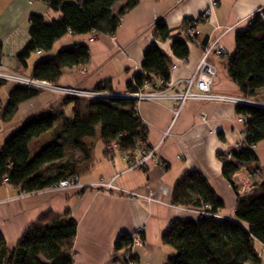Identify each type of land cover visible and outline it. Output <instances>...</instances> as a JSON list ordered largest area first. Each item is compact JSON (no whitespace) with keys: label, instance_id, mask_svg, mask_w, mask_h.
<instances>
[{"label":"crops","instance_id":"1","mask_svg":"<svg viewBox=\"0 0 264 264\" xmlns=\"http://www.w3.org/2000/svg\"><path fill=\"white\" fill-rule=\"evenodd\" d=\"M211 1L142 0L122 18L114 35L69 33L57 41L51 51L35 53L27 61V66H23L18 55L31 39L30 16L38 14L54 19L59 17V13L42 1L0 0V63L32 75L35 64L42 58L52 57L62 48L84 44L90 49L89 63L66 69L59 85L93 89L106 82L115 91L123 93L128 82L142 70L145 50L153 41H158L155 23L164 19L177 33L185 21L192 20L199 41L212 45L219 39L225 48L223 56L215 53L209 56L210 63L216 68L212 92L244 98L239 86L229 78L224 61L235 53L236 33L245 30L253 15L264 8V0H215L218 5L212 14L203 17ZM160 46L168 56H172L171 41L160 42ZM203 53V48L195 45L185 62H174L177 69L171 72L170 77L173 90L185 88V80L192 76ZM14 87L5 84L0 88V148L23 122L42 112L60 109L72 117L71 105L64 106L63 99L56 94L41 92L19 104L12 118L5 120L4 111ZM137 108L148 128V143L158 148L163 167L150 164L146 169H129L119 149L109 153L102 140L96 137L94 142L101 144L97 148L98 158L95 160L93 155L89 170L79 178L88 185L118 175L115 180L117 187L139 192L152 200L131 199L117 192L111 194L95 188L81 191L47 188L23 195L10 183L0 182V234L5 237L9 248L18 244L25 230L41 215L52 211L62 216V224L77 223L75 264H128L124 252L115 251V242L121 233L132 234L141 226L145 228L144 244L134 249L136 264H164L175 252L162 241V234L170 222L175 218L199 217L198 210L171 203L176 182L191 170L201 173L223 198L225 208L220 216L235 217L238 197L222 174L223 163L219 154L244 145L246 127L238 120L237 105L188 101L176 118L173 105L166 101H144L138 103ZM254 150L258 162L251 166L249 173L259 183L264 180V140ZM97 166L100 170L95 173ZM260 258L264 264V247H260Z\"/></svg>","mask_w":264,"mask_h":264},{"label":"trees","instance_id":"2","mask_svg":"<svg viewBox=\"0 0 264 264\" xmlns=\"http://www.w3.org/2000/svg\"><path fill=\"white\" fill-rule=\"evenodd\" d=\"M30 1L46 3L59 17L48 20L43 15L30 16L31 39L18 55L23 66H27L35 53L51 51L55 43L69 33L114 35L122 18L142 0ZM193 28L194 21L187 20L175 33L164 19H159L155 23L158 41H153L145 50L142 70L128 82L125 93L139 91L146 82H168L174 62L188 58L191 47L195 46L188 36ZM166 41H171V57L160 46V42ZM235 44V53L224 61L229 78L239 86L244 98L264 103L260 100L264 95V8L253 15L245 30L236 33ZM207 45V41L202 42L203 50ZM89 61V47L75 44L39 60L31 76L59 85L66 69L85 66ZM5 84L0 81V88ZM162 87H166V83ZM101 88L117 92L106 82L94 89ZM39 93L15 86L9 94L4 119L12 118L19 104ZM63 105L72 106V117L60 109H51L27 119L9 135L0 148V182L8 177L19 191L32 194L62 180L81 176L92 162L89 139L96 137L106 148L116 143L120 151H130L131 156L139 142L146 148L152 147L148 143V128L139 115L136 100L131 97H70L63 99ZM237 114L245 117L244 145L219 154L222 174L231 184L236 174L243 170L249 173L251 166L257 164L254 148L264 140V106L239 104ZM67 142L84 153L85 158H68ZM171 203L204 210L205 214L197 219L175 218L170 222L162 241L175 252L164 264H262L264 180L256 182V188L249 194L238 197L234 218L220 216L225 202L198 171H187L180 177ZM61 220L62 216L52 211L44 213L25 230L14 248H9L0 234V264H75L77 223L62 224ZM132 244V234L123 232L115 242V251L131 253Z\"/></svg>","mask_w":264,"mask_h":264},{"label":"built area","instance_id":"3","mask_svg":"<svg viewBox=\"0 0 264 264\" xmlns=\"http://www.w3.org/2000/svg\"><path fill=\"white\" fill-rule=\"evenodd\" d=\"M30 3H33L30 1ZM218 5L217 1L212 0L210 5L203 13V17H209L212 14L213 9ZM188 36L191 41L196 46L202 47V42L197 40L196 32L190 30ZM93 41V39H91ZM40 53V52H37ZM215 53L217 56L221 57L225 53L224 46L220 43V40L214 41L212 45H207L204 49L203 56L201 57L197 67L192 74V76L185 80V88H176L173 90L170 80L166 83V87H162L164 82L152 83L146 82L144 86L135 93L126 94L125 92L111 93L103 88L101 89H86L79 86H62L55 85L45 80L37 79L31 75L23 74L22 72L16 71L3 63H0V81L6 84H13L14 86L31 88L37 91L51 92L58 95L61 99H67L70 97H79L85 99H103V98H124L131 97L136 100L137 105L140 102L152 101V102H169L173 105V112L175 113V118L177 117L180 110L188 101H218V102H228L236 105L239 104H250V105H261L264 103H259L251 99L246 98H236L227 95L215 94L212 92V85L214 78L216 76V68L209 61V56ZM185 62V59H182ZM177 69V65H172V71ZM177 105V107L175 106ZM238 120L245 123V117H239ZM119 149L118 144H111L107 150L109 152ZM158 148L152 146L151 148H146L142 142L138 143L137 148L134 151V156H131L130 151L122 152L128 163L129 169H145L150 164L160 165L163 167L162 160L157 154ZM118 175L114 176L110 180L100 179L94 184L85 185L80 181L79 176H73L71 178L60 181L58 184L53 185L49 189H66L72 188L74 190H84L89 188H95L99 191L106 193L117 192L119 195L127 196L131 199H146L152 200L151 198L136 192V191H125L115 185V180ZM3 183H10L8 177H5L2 181ZM230 185L235 190L237 197L244 196L252 192L256 188V180L254 177L243 170L233 177L232 184ZM23 195L25 193H22ZM199 215H204V210H198ZM144 227H139L132 233L133 244L131 248V253L124 254V257L128 264H136L135 252L136 247H142L144 244Z\"/></svg>","mask_w":264,"mask_h":264},{"label":"rangeland","instance_id":"4","mask_svg":"<svg viewBox=\"0 0 264 264\" xmlns=\"http://www.w3.org/2000/svg\"><path fill=\"white\" fill-rule=\"evenodd\" d=\"M48 20H52V19L48 18ZM196 37H197V35H196ZM217 40H219V39H217ZM10 85H13V84H10ZM40 92H43V91H40ZM260 100H262V102H264V95H262L260 97ZM89 141H90L89 144L92 146V150H91L92 160H93V155H94V159L96 160L98 158V149L97 148L99 146H101V144L100 143H98V144L95 143L94 139H89ZM97 141H98V139H97ZM67 147H68V158H73V159H78V160H81V159L85 158V156H84L85 154L82 153L80 150H76L75 148L70 146L69 142H67ZM99 170H100V168L97 166L96 170H94V171H95V173H97ZM124 259H125V257H124ZM125 261H126V259H125Z\"/></svg>","mask_w":264,"mask_h":264}]
</instances>
